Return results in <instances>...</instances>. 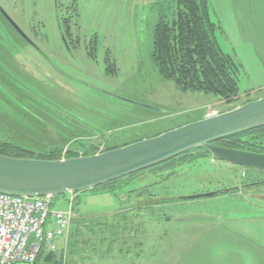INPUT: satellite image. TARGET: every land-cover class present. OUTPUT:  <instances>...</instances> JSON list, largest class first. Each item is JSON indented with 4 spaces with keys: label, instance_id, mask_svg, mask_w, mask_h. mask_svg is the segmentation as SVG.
I'll use <instances>...</instances> for the list:
<instances>
[{
    "label": "rangeland",
    "instance_id": "374dc122",
    "mask_svg": "<svg viewBox=\"0 0 264 264\" xmlns=\"http://www.w3.org/2000/svg\"><path fill=\"white\" fill-rule=\"evenodd\" d=\"M208 1L217 42L241 69L232 101L184 93L154 66V29L174 0H0L30 39L0 13V145L85 156L117 145L115 137L139 126L149 129L143 138L175 116L204 119L264 97V1ZM238 141L264 151V130ZM203 155L146 170L113 194L96 188L55 198L56 209L76 214L56 260L264 264V200L253 197L264 186L186 200L262 182L264 173Z\"/></svg>",
    "mask_w": 264,
    "mask_h": 264
},
{
    "label": "water",
    "instance_id": "95a60500",
    "mask_svg": "<svg viewBox=\"0 0 264 264\" xmlns=\"http://www.w3.org/2000/svg\"><path fill=\"white\" fill-rule=\"evenodd\" d=\"M2 14L26 39L20 27ZM264 127V97L225 113L204 118L115 150L58 160L0 155V194L58 198L94 190L160 166L188 151L203 148L214 160L264 171V154L218 145L221 139ZM214 194L195 196L211 197Z\"/></svg>",
    "mask_w": 264,
    "mask_h": 264
},
{
    "label": "trees",
    "instance_id": "16d2710c",
    "mask_svg": "<svg viewBox=\"0 0 264 264\" xmlns=\"http://www.w3.org/2000/svg\"><path fill=\"white\" fill-rule=\"evenodd\" d=\"M174 3L175 8L172 12L161 13L159 15V21L154 29V39L151 52V59L154 66L157 68L161 77L165 80L173 81L184 93H204L220 97L227 101L234 100L240 94V84L238 79V74L241 70L240 65L236 62L233 56L224 52L217 42L216 23H214L211 18L209 1L174 0ZM12 29L14 30V28ZM202 119L203 118H193L191 115L185 117L175 116V118L169 121L170 124L166 123L168 127H162L158 133L155 132L156 124H151V129H154L155 133L152 132V134L149 136L146 135L147 137L143 138L141 136L144 132L149 131L148 127H136L134 131L132 130L133 132H124L119 135V137H115L113 140L118 144L115 146L111 145V147L104 152L122 148L132 143L161 135L169 130ZM69 122L80 130L85 131L84 129H89V132L92 131L91 127L83 122L81 124L76 122V120ZM262 130H264V127L240 133L226 139H221L216 143H227L226 146L230 148L264 154V151L256 149L258 146L254 144V142L250 144L249 141H238L241 137L250 136L251 134ZM113 140L111 143H113ZM254 146L255 148L252 149ZM200 151L208 153L203 148H197L181 154L162 165H170L171 168H173L179 164L178 162H186L192 153ZM95 154L97 153H92L90 155ZM0 155L44 160H58L62 158V155L56 151L35 153L31 150H26L15 143L7 142L0 145ZM73 157H78V155H75L72 152L67 155V158ZM139 174L140 173L134 174L127 180L133 179ZM127 180L120 179L103 185L98 189L113 194L116 192L117 185H121ZM85 192L75 195H80ZM220 194L226 195L228 193L226 191ZM220 194H215L214 196ZM36 264H59V262L56 260L54 254H50L40 258Z\"/></svg>",
    "mask_w": 264,
    "mask_h": 264
},
{
    "label": "built area",
    "instance_id": "2783aa9c",
    "mask_svg": "<svg viewBox=\"0 0 264 264\" xmlns=\"http://www.w3.org/2000/svg\"><path fill=\"white\" fill-rule=\"evenodd\" d=\"M52 198L0 194V264H36L68 242L72 207H54Z\"/></svg>",
    "mask_w": 264,
    "mask_h": 264
},
{
    "label": "flooded vegetation",
    "instance_id": "af4514ba",
    "mask_svg": "<svg viewBox=\"0 0 264 264\" xmlns=\"http://www.w3.org/2000/svg\"><path fill=\"white\" fill-rule=\"evenodd\" d=\"M0 13L2 14V12H1V10H0ZM3 15V14H2ZM4 16V15H3ZM4 18H5V16H4ZM5 20L7 21V23L12 27L13 25L7 20V18H5ZM14 27V26H13ZM12 27V28H13ZM15 29V28H14ZM16 30V29H15ZM18 32V31H17ZM218 145H220V146H224V147H227L226 145H227V143L226 144H218ZM229 145V144H228ZM228 148H230V147H228ZM204 157H209V154L208 153H206V152H204V155H203ZM164 165H162V166H158V168H160V167H163ZM154 168H156V167H154ZM240 168H242V167H240ZM153 169V168H152ZM243 169H246V168H243ZM247 170H252V171H255V172H262V173H264V171H257V170H254V169H247ZM264 186V180L262 181V182H253V183H249V184H245L244 186H241V187H239V186H235V187H231V188H228V189H225L224 190V192H226L227 191V193L228 194H226V195H231V194H238V193H240L241 191H246V192H253L252 191V189H255V188H257V187H263ZM244 188V190H242L241 188ZM218 194H220V193H218ZM254 196V198H257V199H260V200H264V194H253Z\"/></svg>",
    "mask_w": 264,
    "mask_h": 264
},
{
    "label": "crops",
    "instance_id": "0c3cea01",
    "mask_svg": "<svg viewBox=\"0 0 264 264\" xmlns=\"http://www.w3.org/2000/svg\"><path fill=\"white\" fill-rule=\"evenodd\" d=\"M255 1V3H256V5L258 6L259 5V0H254ZM261 1H264V0H261ZM210 5V4H209ZM260 5H264V4H262L261 2H260ZM259 9H260V7H258ZM263 9H264V6L262 7ZM219 28V25L217 26V24H216V30ZM217 35V34H216Z\"/></svg>",
    "mask_w": 264,
    "mask_h": 264
}]
</instances>
